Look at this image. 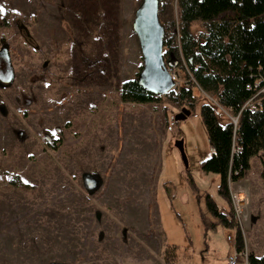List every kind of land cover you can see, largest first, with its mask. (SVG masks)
<instances>
[{
    "label": "rangeland",
    "instance_id": "374dc122",
    "mask_svg": "<svg viewBox=\"0 0 264 264\" xmlns=\"http://www.w3.org/2000/svg\"><path fill=\"white\" fill-rule=\"evenodd\" d=\"M74 1L0 0V264H223L239 233L245 252L264 256L261 157L247 172L253 201L234 183L232 201L223 198L220 176L201 168L212 146L200 106H215L222 123L234 115L197 85L196 108L181 121L183 106L166 94L123 101L122 84L144 65L133 26L143 0H99L108 20L93 35L77 28ZM160 4L161 22L177 24L178 0ZM176 66V88L191 87L187 66ZM237 192L250 202L235 225ZM206 194L230 227L207 231Z\"/></svg>",
    "mask_w": 264,
    "mask_h": 264
},
{
    "label": "trees",
    "instance_id": "16d2710c",
    "mask_svg": "<svg viewBox=\"0 0 264 264\" xmlns=\"http://www.w3.org/2000/svg\"><path fill=\"white\" fill-rule=\"evenodd\" d=\"M74 2L73 13L76 17L80 14L75 17L77 28L92 35L94 29L103 33L101 28L103 30L108 16L101 13L99 0ZM106 3L111 2L107 0ZM92 8L93 13L90 12ZM178 8V25L161 22L164 61L173 67H177L178 62L182 67L186 65L194 81L191 87L181 86L166 96L172 103L183 106L182 110L188 107L195 110L198 97L193 88L197 85L207 95L215 97L222 107L239 115L237 125L231 120L222 123L215 106L211 103L200 106L202 122L212 146V154L201 162V168L220 176L219 194L231 202V184L245 179L251 159L259 155L264 163V106L255 110L245 107L257 93L256 81L262 80L264 84V0H178ZM195 25H201L202 31L195 32ZM94 43L102 45L103 42L98 39ZM121 98L125 102L150 103L157 100V94L145 88L137 76L122 84ZM187 174L189 182L195 186L190 169ZM205 201L213 217L211 220L204 218L207 231L216 229L219 224L232 225L234 213V220L228 218L210 194H206ZM236 248L245 250L241 233ZM248 264H264V256L248 253Z\"/></svg>",
    "mask_w": 264,
    "mask_h": 264
},
{
    "label": "water",
    "instance_id": "95a60500",
    "mask_svg": "<svg viewBox=\"0 0 264 264\" xmlns=\"http://www.w3.org/2000/svg\"><path fill=\"white\" fill-rule=\"evenodd\" d=\"M159 5V0H143L136 11L133 26L140 42L144 60L138 79L149 91L157 95H165L174 89L175 81L168 68L173 66L164 61V27L159 19ZM4 50L2 49L1 53ZM191 113L190 109L184 108L176 115L175 120H184ZM175 145L181 154L186 169H189L184 139L177 140Z\"/></svg>",
    "mask_w": 264,
    "mask_h": 264
},
{
    "label": "built area",
    "instance_id": "2783aa9c",
    "mask_svg": "<svg viewBox=\"0 0 264 264\" xmlns=\"http://www.w3.org/2000/svg\"><path fill=\"white\" fill-rule=\"evenodd\" d=\"M169 70H170V73H171V75L175 81V88H176L177 86L180 85V84L178 85L177 74L174 73L172 71V69H169ZM182 86H189V85L182 84ZM256 87H257V93L255 94V96L252 99L247 101L245 104V107H249L252 110H255L259 107L264 106V84L262 85V80L256 81ZM228 110L231 112L230 109H228ZM230 118H231V121L235 125L238 124L239 115L230 116ZM249 202H250V199H248L247 196L242 195L238 192L233 194V205H234V211H235V225L236 224H243V221L246 218L244 215L245 209L248 206ZM236 230H237V228L235 227V231ZM228 239L233 240V238L231 236H229ZM243 262H245V264H248V253L245 251H239V250L235 249L234 252L232 254H229V256L227 257L226 264H241Z\"/></svg>",
    "mask_w": 264,
    "mask_h": 264
},
{
    "label": "crops",
    "instance_id": "0c3cea01",
    "mask_svg": "<svg viewBox=\"0 0 264 264\" xmlns=\"http://www.w3.org/2000/svg\"><path fill=\"white\" fill-rule=\"evenodd\" d=\"M263 167L261 168L260 170V178L262 179V175H263ZM259 187H262V193H264V183L262 182V180L259 182ZM245 186V188L249 191L250 195H251V198H252V201H253V195L255 194V192L257 191V189L255 188L254 184L251 182V179L247 177L246 175V178L243 180V181H240V182H237V183H234V188L235 190L239 188V186ZM253 205V204H252ZM253 219L256 220V216L253 215ZM252 253V251H251ZM226 261H227V258H224L222 260L223 264H226Z\"/></svg>",
    "mask_w": 264,
    "mask_h": 264
},
{
    "label": "snow or ice",
    "instance_id": "6c2138e0",
    "mask_svg": "<svg viewBox=\"0 0 264 264\" xmlns=\"http://www.w3.org/2000/svg\"><path fill=\"white\" fill-rule=\"evenodd\" d=\"M5 11H6V9H5L4 5L0 4V14H3Z\"/></svg>",
    "mask_w": 264,
    "mask_h": 264
},
{
    "label": "flooded vegetation",
    "instance_id": "af4514ba",
    "mask_svg": "<svg viewBox=\"0 0 264 264\" xmlns=\"http://www.w3.org/2000/svg\"><path fill=\"white\" fill-rule=\"evenodd\" d=\"M4 56H5V53L4 52L3 53L0 52V57H4ZM2 60L3 59L0 58V62H2Z\"/></svg>",
    "mask_w": 264,
    "mask_h": 264
}]
</instances>
